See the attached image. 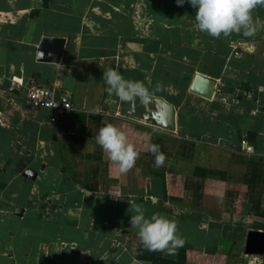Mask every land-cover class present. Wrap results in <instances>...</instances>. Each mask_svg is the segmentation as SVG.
<instances>
[{"label": "crops", "instance_id": "crops-1", "mask_svg": "<svg viewBox=\"0 0 264 264\" xmlns=\"http://www.w3.org/2000/svg\"><path fill=\"white\" fill-rule=\"evenodd\" d=\"M176 0H0V75L69 97L32 109L26 90L0 91V264H264L246 252L264 234V28L213 38ZM264 24V7L254 10ZM45 38L59 62L40 61ZM143 80L176 109L170 132L120 114L103 72ZM200 75L211 99L191 91ZM105 122L140 151L120 173L96 144ZM167 160L155 166L149 144ZM129 199L174 217L186 243L144 248Z\"/></svg>", "mask_w": 264, "mask_h": 264}, {"label": "clouds", "instance_id": "clouds-1", "mask_svg": "<svg viewBox=\"0 0 264 264\" xmlns=\"http://www.w3.org/2000/svg\"><path fill=\"white\" fill-rule=\"evenodd\" d=\"M185 2L196 10L195 28L213 38L227 37L232 33L252 36L264 28V24L254 18V10L258 6L264 7V0H176L180 6ZM102 79L107 86L105 90L124 102L134 103L139 99L140 103H145L154 91L164 87L159 82L152 88L150 83L146 84L143 80L127 79L119 69L113 67L103 72ZM95 142L122 174L131 170L140 157V151L129 140L128 134L112 122H105L100 127ZM148 149L154 154L155 166H164L167 156L160 146L153 143L148 145ZM128 202L129 211L134 213L130 215V226L137 229L144 248L174 254L184 246L186 237L179 233L178 222L174 217L158 212L147 215L144 205L134 199Z\"/></svg>", "mask_w": 264, "mask_h": 264}, {"label": "water", "instance_id": "water-1", "mask_svg": "<svg viewBox=\"0 0 264 264\" xmlns=\"http://www.w3.org/2000/svg\"><path fill=\"white\" fill-rule=\"evenodd\" d=\"M64 40L59 38H45L42 40L38 51V59L47 62H59L64 48ZM216 82L198 75L195 78L191 91L204 98L211 99L215 92ZM120 114L152 124L164 130L181 133V128L176 126V109L166 100L150 96L145 103H140L139 99L132 103L122 101ZM264 252V234L250 232L246 246V252L253 254Z\"/></svg>", "mask_w": 264, "mask_h": 264}, {"label": "built area", "instance_id": "built-area-1", "mask_svg": "<svg viewBox=\"0 0 264 264\" xmlns=\"http://www.w3.org/2000/svg\"><path fill=\"white\" fill-rule=\"evenodd\" d=\"M26 90V100L32 109L51 110V111H70L73 109L69 97L58 99L52 89L38 83L25 84L22 80H14L0 75V91L13 93Z\"/></svg>", "mask_w": 264, "mask_h": 264}]
</instances>
